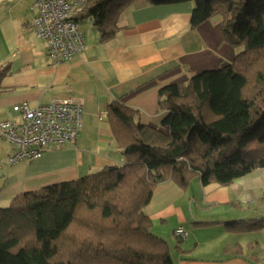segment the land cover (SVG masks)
<instances>
[{"label": "trees", "instance_id": "trees-1", "mask_svg": "<svg viewBox=\"0 0 264 264\" xmlns=\"http://www.w3.org/2000/svg\"><path fill=\"white\" fill-rule=\"evenodd\" d=\"M136 1L192 2V27L218 15L222 39L244 50L223 67L159 89L166 110L159 127L111 103L107 120L123 162L0 206V264H174L144 211L155 186L169 180L185 187L195 177L228 185L264 168V0H87L77 20L90 18L107 41ZM224 227L259 229L264 218Z\"/></svg>", "mask_w": 264, "mask_h": 264}, {"label": "crops", "instance_id": "crops-1", "mask_svg": "<svg viewBox=\"0 0 264 264\" xmlns=\"http://www.w3.org/2000/svg\"><path fill=\"white\" fill-rule=\"evenodd\" d=\"M33 3L0 0V121L20 119L13 105L32 108L72 97L82 104V127L72 144L49 146L41 157L15 164L5 160L13 146L0 139V206L21 193L121 164L107 120L111 103L132 107L141 123L159 127L166 115L158 105L159 89L187 83L203 65H226L242 49L222 39L218 15L192 27V2L136 1L124 9V27L110 40L99 39L90 18L83 28L86 18L80 20L85 49L56 62L29 26ZM144 211L151 231L168 244L174 264H264V227L245 232L224 227L264 218V168L228 185H202L199 177L185 187L163 181ZM178 227L186 232L184 239L174 234Z\"/></svg>", "mask_w": 264, "mask_h": 264}, {"label": "built area", "instance_id": "built-area-1", "mask_svg": "<svg viewBox=\"0 0 264 264\" xmlns=\"http://www.w3.org/2000/svg\"><path fill=\"white\" fill-rule=\"evenodd\" d=\"M86 3L87 0H34L35 15L29 26L44 40L54 61L69 60L85 49L77 18ZM12 111L19 115L18 121L10 118L0 121V139L13 146L5 159L9 164L39 158L49 146L72 144L80 135L82 104L72 97L32 108L20 103L13 105ZM174 234L186 237L181 227Z\"/></svg>", "mask_w": 264, "mask_h": 264}, {"label": "rangeland", "instance_id": "rangeland-1", "mask_svg": "<svg viewBox=\"0 0 264 264\" xmlns=\"http://www.w3.org/2000/svg\"><path fill=\"white\" fill-rule=\"evenodd\" d=\"M216 17V16H215ZM87 23H90V21L86 18V19H84L82 22H81V28H83L84 27V25H86ZM80 28V29H81ZM242 50H244V47L241 49V51ZM224 66V65H223ZM223 66H220V67H223ZM220 67H213V68H209V69H204L205 68V66L203 65L201 68H200V71L199 72H202V71H204V70H213V69H218V68H220ZM198 72V73H199ZM175 231V230H174ZM180 239H184V238H181L180 237ZM182 243L184 242V241H181ZM181 242H178V243H181ZM174 244H176V242H175V240H174Z\"/></svg>", "mask_w": 264, "mask_h": 264}]
</instances>
